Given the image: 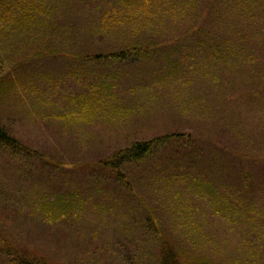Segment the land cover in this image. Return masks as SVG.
Masks as SVG:
<instances>
[{"label": "rangeland", "instance_id": "1", "mask_svg": "<svg viewBox=\"0 0 264 264\" xmlns=\"http://www.w3.org/2000/svg\"><path fill=\"white\" fill-rule=\"evenodd\" d=\"M67 3L70 9L56 17L52 29L61 32L68 56L31 57L39 42L0 29V125L28 149L0 151V264H19L15 256L49 264H160L162 240L179 264H264L256 255L264 244V99L252 78L239 64L232 69L224 61L210 73L205 57L213 50L206 44L210 36L197 31L171 40L155 35L149 40L159 47L143 48L139 56L125 53L123 61L79 62L72 55L82 45L89 47L83 51L100 47L68 43L65 30L82 22L73 7L81 10L83 1L61 5ZM189 14L193 21V9ZM186 28L184 23L170 36ZM171 49L176 52L168 53ZM167 55L194 66L196 89L191 85L190 92L170 97L164 84L155 83L160 90L151 93L154 103L146 100L119 120L106 121L99 113L88 120L70 118L72 104L64 98L76 85L70 73L89 70L103 80L127 71L150 78L151 70L168 64ZM133 81L122 79L124 86ZM54 83L62 88L53 89ZM164 134L170 136L145 158L121 164L119 174L99 163L136 140ZM209 186L241 220L215 217ZM57 198L62 204L45 206Z\"/></svg>", "mask_w": 264, "mask_h": 264}, {"label": "trees", "instance_id": "2", "mask_svg": "<svg viewBox=\"0 0 264 264\" xmlns=\"http://www.w3.org/2000/svg\"><path fill=\"white\" fill-rule=\"evenodd\" d=\"M82 1L81 10L76 6L73 7V12L80 14L79 20H82V24L74 25L70 31L65 30L67 32L65 36L68 38V43H78L83 40L90 43L92 47L99 46L100 48L83 51L84 48L89 47L82 45L80 52L77 51L72 55L75 60L79 62L90 59L100 61L109 57L123 61L126 58L125 53L135 52V55L139 56L140 53L143 54L141 50L143 48L159 47L160 42L149 40L155 35L168 36L171 40L180 39L182 33L197 31L200 33L199 36L201 34L210 36L206 44L213 50L205 56L209 61L210 73H215V69L211 66L221 61L227 62L232 69L239 64L243 74L251 77L255 82L259 97L264 99V0H119L117 4H111L110 1H104L102 4L96 0ZM61 2L62 0L58 4H56L57 0H51L49 3L44 0H0V29L6 31L11 37L19 36L24 40L34 39L39 42L40 44L30 52L31 57L44 54L68 56L69 50L60 44L61 32L52 29L56 17L61 18L70 9L69 3L62 6ZM191 9H193V21H190L189 17ZM184 23H187V28L181 34L179 31L176 32L179 35L170 36V31L179 28L180 25L183 27ZM113 39L117 41L121 39L125 42L123 44L119 42L120 45L110 44ZM197 41L204 44L202 40ZM197 41L193 45L198 46ZM195 46L192 47L194 51L197 48ZM167 52L173 54L176 51L171 49ZM165 60L168 64L162 69L151 70L149 74L153 76L150 78L142 75L138 78L135 77L136 73L127 71H124L126 74L118 75L119 78L105 74L103 80L92 77L93 72L89 70H83L79 76L70 73L74 81L76 80V85L64 97L72 104L71 108H68L70 118L73 115L78 120H88L100 114L99 118L106 121L112 117L115 118L114 120H119L127 110L131 112L136 109L137 112L146 100L154 103L156 99L151 93L160 90L155 88V83L164 84L167 89L166 95L170 97L173 94L179 96L182 90L190 92L191 85L196 89L197 83L192 77L195 75V69L191 64H183L186 58H180L181 61L176 62V60H168L167 55ZM0 63L3 64L1 57ZM200 74L198 68L196 75ZM211 75L214 76V74ZM124 76L128 79L134 78L133 83L124 86L122 82ZM47 79L52 81L53 78L49 76ZM176 81L178 83H175ZM2 82L4 78L0 73V84ZM180 85H184V88L181 89ZM56 88L59 89L62 86L54 83L53 89ZM13 89L18 91V88L14 86ZM184 101L185 103L182 104L186 105L187 100ZM66 113L65 110L63 114L66 115ZM170 134L136 140L112 152L99 163L118 173L117 169L121 164L145 158L162 138ZM3 147L28 150L6 127L0 125V151ZM230 150L229 152H233ZM244 169L248 170V168ZM209 188L215 217L228 223L241 220L240 213L229 210L231 208L229 201L221 199L213 186ZM218 197L223 202H219ZM57 203L62 204V200L57 198L53 202H47L45 206L49 207ZM221 207L226 209L222 210ZM45 211L49 213L47 208ZM261 212L264 218V211L261 210ZM247 216L251 218L248 213ZM261 233L264 234V232ZM160 250L162 254L159 259L160 264H179L177 254L164 240H162ZM8 254L11 253L7 252ZM256 255L258 258H264V244L261 247L258 246ZM14 259L19 264H49L46 260H37L36 257L30 259L25 256H15Z\"/></svg>", "mask_w": 264, "mask_h": 264}]
</instances>
